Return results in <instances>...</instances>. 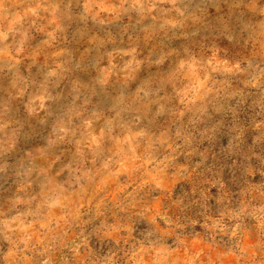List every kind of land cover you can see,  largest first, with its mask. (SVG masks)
I'll list each match as a JSON object with an SVG mask.
<instances>
[{
	"label": "clouds",
	"instance_id": "1",
	"mask_svg": "<svg viewBox=\"0 0 264 264\" xmlns=\"http://www.w3.org/2000/svg\"><path fill=\"white\" fill-rule=\"evenodd\" d=\"M228 258L264 264V0H0V264Z\"/></svg>",
	"mask_w": 264,
	"mask_h": 264
},
{
	"label": "rangeland",
	"instance_id": "2",
	"mask_svg": "<svg viewBox=\"0 0 264 264\" xmlns=\"http://www.w3.org/2000/svg\"><path fill=\"white\" fill-rule=\"evenodd\" d=\"M111 194L114 195L115 193L113 192V193H111ZM161 199H162V197H161ZM153 207H154V208H158V207H159V200H157V201L154 203ZM173 211H175V209H173ZM189 245H190V247L193 248V250L198 249V248H200V247H204V250H205L206 252L211 251V252H212L213 260H215V258H216V254H217V251H218V250H210V249H208L207 246H202V245H200V244H196L194 241H189ZM181 255H183V253H181ZM218 264H232V261H231L230 258H228V259H224V260L218 262Z\"/></svg>",
	"mask_w": 264,
	"mask_h": 264
}]
</instances>
